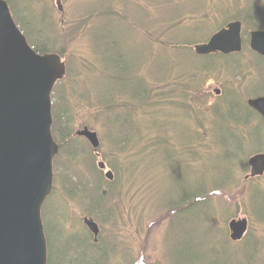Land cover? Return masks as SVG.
I'll return each instance as SVG.
<instances>
[{"label": "rangeland", "instance_id": "1", "mask_svg": "<svg viewBox=\"0 0 264 264\" xmlns=\"http://www.w3.org/2000/svg\"><path fill=\"white\" fill-rule=\"evenodd\" d=\"M248 1L264 4V0H9L32 42L60 53L67 63V77L58 84L64 100L56 107L61 114L64 106L72 110L67 144L82 152L75 159L68 153V159L58 160L62 170L58 168L60 177L44 210L48 264H238L245 256L264 264V174L251 177L249 165L252 156L264 152V125L258 124V115L250 114L248 128L235 126L244 123V116L237 115L243 109L236 110L233 124L226 114H217L222 122L216 125L210 117L220 105L221 111L233 110L232 101H227L232 95L239 104L263 95L264 60L254 59V52L244 46L242 54L231 59L233 65L220 61L217 65L226 64L224 72L213 73L199 87L189 89L188 84L186 89V79L181 78L186 62H191L186 57L189 47L209 39L232 20L236 7ZM245 64L256 66L248 68L247 77L241 68ZM201 79L200 73L191 81ZM133 82L145 89L143 100L129 99L127 110L116 106L117 95L125 93L122 87L129 91ZM226 92L230 94L225 99ZM184 96L195 101L190 98L187 119L177 109ZM190 103L187 99L186 105ZM198 103L203 108L194 106ZM128 113L133 117L130 123H116ZM125 125V131L135 129L136 135L128 138L121 132L123 141L118 143L121 137L115 131ZM85 126L98 133L99 158L85 138L75 135ZM166 142L173 148L167 153ZM99 160L114 172V183L98 169ZM188 193L200 194L201 199L172 215L175 207L168 202ZM85 216L101 228L98 244L83 223ZM233 218L248 219L244 239L254 243L250 252L242 242L223 244ZM104 248L108 256L102 258Z\"/></svg>", "mask_w": 264, "mask_h": 264}, {"label": "water", "instance_id": "2", "mask_svg": "<svg viewBox=\"0 0 264 264\" xmlns=\"http://www.w3.org/2000/svg\"><path fill=\"white\" fill-rule=\"evenodd\" d=\"M242 22L233 21L204 44L200 54L240 52ZM250 47L264 56V30L250 32ZM67 73L58 53H39L16 24L9 4L0 0V264H47L42 208L54 187L53 160L59 147L52 133V91ZM219 92V91H217ZM249 105L264 118V97ZM95 149L97 133L85 130ZM251 175L264 171V155L251 161ZM99 166L106 168L100 161ZM106 177L113 179L111 171ZM96 239L98 224L84 218ZM247 219L230 222L232 240L243 238Z\"/></svg>", "mask_w": 264, "mask_h": 264}, {"label": "trees", "instance_id": "3", "mask_svg": "<svg viewBox=\"0 0 264 264\" xmlns=\"http://www.w3.org/2000/svg\"><path fill=\"white\" fill-rule=\"evenodd\" d=\"M230 19H240V20H242V22L244 24V32H245L244 34H246L245 46L247 47L248 44H249L248 43L249 42V31L251 29H264V4L258 3L257 1H254V2H251V3H250V1L245 2L244 6L241 5L240 7H236L235 8L234 14L230 17ZM230 19H228V20H230ZM190 38L188 40H190ZM33 45H34V47L36 48V50L38 52H41V53L49 52L44 47H41V46H39L37 44H33ZM173 45H174L173 47L176 48L177 50L182 48V45L181 46H177L176 44H173ZM188 51L190 52V56L186 55V57L191 58V62H193V61L198 62L200 60L202 63L200 62V64H198L196 66V65L191 64L190 61L186 62V71L182 72V77H181L182 79H186V89H188V84H190L189 85V89L191 88L192 85H196V84H197V87H199V84L202 85L208 79L212 78V74L213 73H223L224 72L223 68L225 67L226 64L224 65V67L219 66L217 64L220 61L226 60L229 65L230 64L233 65L232 62H231V59L234 58L235 56H238V55L242 54L241 53V54H235V55H229V56H225V55H221V54L209 55V56L208 55H201V54H197L194 51V46L193 45L191 47H189ZM254 54L256 55V56H254V59H256V60L263 59L264 60V57H261V56H259L256 53H254ZM247 65L248 64H245V65L241 66V68L242 67L245 68V69H243V71L246 74V75H244V77H247V74H251V70L248 69V68H256V66H254V65H248V67L246 68ZM230 68L233 69L231 66H230ZM206 69H208V71ZM200 73L202 75V79L199 80V81L192 82L191 80H193V77L199 76ZM136 76H139V75L136 73ZM177 86L179 88H181L179 85H177ZM122 88H125V93L130 95L131 97L129 98L125 93L120 92L117 95L118 96V102H117L116 106H118V107L122 106V109L127 110L128 106L129 107L131 106L130 105L131 102L129 103V99H132V101L134 99L143 100L141 97H143L145 95V93L142 91V89H144V88L142 87L141 83L135 84L133 82L131 85H129L128 88H129L130 92L128 91V89L126 87L123 86ZM260 88H261V90L263 92L262 94L264 95V83L261 85ZM58 89H59V86L57 84V86L54 89L53 96H52L53 100H54L53 101L54 102L53 103L54 123H53V128L52 129H53L54 137H55L56 141L58 142V144L60 146L59 155H58L57 159L55 160V172H56V179L55 180H56V182H58L59 177H60L59 172H58V168L61 169V164H59V161H58L59 158L60 157H65L66 159H68V153H69L71 155V157L73 159H75L79 155L82 154L80 149H77V148L73 147L72 144H67L68 143L67 141L69 139H71V132L69 130V120H70V117H71V114H72V110L68 106H64V112H63V114H61V112L57 109L56 105L58 106V103L61 102L62 100H64V96L62 94H60L61 92H59ZM229 94H230V92H226L225 93V99L228 97ZM232 96H230L227 101H232L233 110L232 109H227L226 111H221V107L222 106L221 105L218 106L219 109L212 110V113H211V116H210V117H212V123L214 122L215 125H216L218 120H220L222 122V120L219 117H217L218 113H221L223 115L224 114L228 115V117H227L228 123H232V124L235 123V120H232V118L234 117V115L236 114V110H238V109H243V111L240 110L241 113L239 112V113H237V115L244 116V123L243 124L235 123L236 124L235 126H241V127L248 128L249 123L252 121V118H250L251 115L252 116L253 115L257 116L258 115V120H259L258 124H262L263 123V119H262V117H261V115L259 113H257L255 110H253L252 108H250L246 104H244V100L242 101L241 104H239L238 99L236 97L234 98V96L232 98ZM119 98H122V104L119 103ZM190 98L192 99V96H189V97L186 96L185 100H184V104H181L179 107H177V109L182 110V111L185 112L186 119H187V116L189 114L187 110L190 111L191 108H192V105L190 103ZM187 99L189 100V103H190L191 106L186 105ZM112 101H109V102L108 101L107 102L104 101V102L110 104V103H112ZM196 102H198V100H196ZM194 106H199L200 107L201 103L195 104ZM128 114H130V113H128ZM132 118L133 117L131 116V114L127 115L126 117L117 118V119H121V120H120V122L118 120H116V123H119V125H121L122 123L128 124V123H130L129 120H131ZM135 118L137 119V117H135ZM237 119H238V117H237ZM63 122H65V124H62ZM128 126L131 127L130 125H128ZM162 128L165 129L164 126ZM187 128H190V127L188 126ZM125 129H126V125H125L124 129H118L115 132H116V134L120 135V137H121V132L125 133V135H128V138L131 135H136V130L135 129H130L128 131H125ZM159 129L161 131H163V132H166V136L169 135L168 134L169 130H162L160 127H159ZM239 137L243 138L241 135H239ZM167 138L168 137H166V139ZM150 140H152V139L149 138L148 142L151 143L152 141H150ZM122 141H123V139L121 137L118 140V143H120ZM247 141H248V139H247ZM188 142L189 141L186 142V150L187 151H189V148H187L188 144H189ZM64 145H66V146H64ZM170 145L174 146L175 144L172 143ZM168 146H169V144L166 142L165 149H164V152H166V153L168 151L173 150V148H169ZM202 146H204V145H202ZM91 149H92V147H91ZM160 154H162V153H160ZM112 183H114V181L110 182V184H112ZM78 192L84 193V190H78ZM199 195H197V194L196 195L195 194L191 195V194L188 193L185 197L182 198V200L178 199V200H174V201H169L168 202V206L169 207L172 206L173 208L175 207L174 209H172L170 211V213L172 215H174V214L176 215V213H178L177 214V216H178L180 214V212H181V208L183 207V205L184 204L188 205L187 203L190 204L193 199H196V198H197V200L201 199V196H199ZM177 216H176V218H177ZM222 240H223V244L228 243V244L232 245V243L234 242L230 238H228L227 236H226L225 239H222ZM240 242H242V248H245L249 252H250V250L252 249V247L254 245V243L252 244L253 241H251V240L247 241L246 239H243ZM237 243H239V242H237ZM255 246H256V244H255ZM250 247H251V249H250ZM232 248H234V247L232 246ZM228 264H232V263H228ZM238 264H255V263H253V257L245 256V260L241 261Z\"/></svg>", "mask_w": 264, "mask_h": 264}, {"label": "flooded vegetation", "instance_id": "4", "mask_svg": "<svg viewBox=\"0 0 264 264\" xmlns=\"http://www.w3.org/2000/svg\"><path fill=\"white\" fill-rule=\"evenodd\" d=\"M94 238V237H93ZM103 255H104V257H106L107 256V252H106V249L104 248V251H103Z\"/></svg>", "mask_w": 264, "mask_h": 264}, {"label": "bare ground", "instance_id": "5", "mask_svg": "<svg viewBox=\"0 0 264 264\" xmlns=\"http://www.w3.org/2000/svg\"><path fill=\"white\" fill-rule=\"evenodd\" d=\"M67 77V76H66ZM53 92V91H52Z\"/></svg>", "mask_w": 264, "mask_h": 264}]
</instances>
